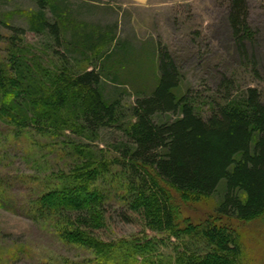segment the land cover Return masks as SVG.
I'll list each match as a JSON object with an SVG mask.
<instances>
[{"label": "trees", "instance_id": "trees-1", "mask_svg": "<svg viewBox=\"0 0 264 264\" xmlns=\"http://www.w3.org/2000/svg\"><path fill=\"white\" fill-rule=\"evenodd\" d=\"M34 1L38 12L30 15L27 29L10 23L7 15L0 17L1 26L8 30L7 34L0 30V42L7 45L5 57L0 59V120L43 136L60 137L69 130L93 138L101 129L121 122L119 102L105 99L100 88L103 77L110 79L116 74L98 67V61L113 51L123 52L124 45L98 51L97 65H81L68 48L82 54L87 49L97 52L99 47L91 35L84 34V42L66 41L63 20L51 22L45 15L48 0ZM229 3L228 21L237 44L244 49L249 36L247 3ZM29 32L42 34L40 45L27 40ZM157 65L154 88L138 96L129 108L133 122L117 125L126 138L119 147L122 159L119 157L118 164L127 170L123 186L135 196L122 197L123 208L116 211V216L125 223L140 221L150 230L169 231L176 238L193 241L178 254L177 264H243L241 243L226 224L233 218L250 220L264 215V102L257 88L248 87L202 117L188 95L175 93L179 72L166 51H159ZM222 87L229 88L226 79ZM166 113L175 117L165 120ZM70 145L79 154L92 149L82 142ZM114 160L95 154L77 159L66 182L29 202V217H62L63 238L67 241L77 242L84 234L91 236L92 247L106 245L97 234L108 222L105 197L94 185L100 172H106ZM221 182L223 195L216 211L226 224L212 218L192 223L183 217L167 190L184 197L209 195ZM145 240L149 241L144 238L132 242L136 251H145ZM138 262L125 257L108 264Z\"/></svg>", "mask_w": 264, "mask_h": 264}, {"label": "rangeland", "instance_id": "rangeland-1", "mask_svg": "<svg viewBox=\"0 0 264 264\" xmlns=\"http://www.w3.org/2000/svg\"><path fill=\"white\" fill-rule=\"evenodd\" d=\"M229 2L48 0L45 15L51 22L63 20L62 35L66 41L84 42L83 35L88 33L99 47L95 53L87 49L82 54L69 46L68 50L78 57L81 65L96 64L100 50L119 43L124 45L123 52L113 51L109 58L107 55L98 61V67L116 74L110 79L103 77L100 88L105 99L119 102L122 117L121 122L101 129L93 138L69 130L60 137L43 136L0 120V264H108L125 257L138 259L139 264H177L178 254L193 241L176 238L169 231L150 230L140 221L125 223L116 216V211L123 208L122 197L135 196L123 186L127 170L118 163L119 157L122 159L120 141L126 138L118 126L133 122L129 108L138 96L154 88L161 50L171 56L179 72L175 93L188 95L195 112L202 117L209 116L215 105L233 100L248 87L257 88L264 102V0H246L249 36L244 49L237 44L228 21ZM37 12L34 0H0V17L7 15L10 23L24 29L29 25L30 15ZM0 30L8 33L1 24ZM42 37L34 32L26 34L27 40L36 45L41 44ZM6 46L0 42V59L5 57ZM68 60L74 67L73 61ZM224 79L229 88L222 87ZM174 117L171 113L163 115L165 120ZM74 141L92 149L76 153L70 145ZM93 154L109 160L115 158L106 172H100L94 185L105 197L108 217L104 231L97 233L106 244L100 248L92 247L91 236L87 238L84 234L77 242L63 238L64 218L47 215L33 219L28 213L32 209H27L29 202H34L48 188L66 182L77 159L84 160ZM167 190L183 217L192 223L212 218L216 223L226 224L216 211L223 195V182L209 195L184 197L168 187ZM228 223L241 243L243 264H264V215L250 220L233 218ZM144 238L149 240H145L147 248L144 252L136 251L132 242Z\"/></svg>", "mask_w": 264, "mask_h": 264}]
</instances>
